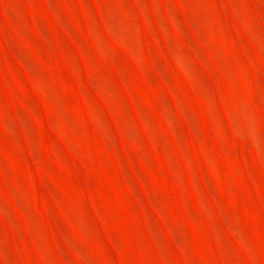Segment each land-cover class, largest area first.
Here are the masks:
<instances>
[{"label": "rangeland", "instance_id": "374dc122", "mask_svg": "<svg viewBox=\"0 0 264 264\" xmlns=\"http://www.w3.org/2000/svg\"><path fill=\"white\" fill-rule=\"evenodd\" d=\"M0 264H264V0H0Z\"/></svg>", "mask_w": 264, "mask_h": 264}]
</instances>
